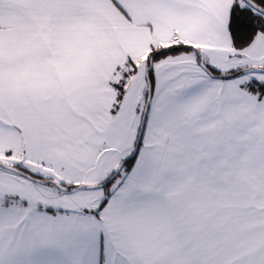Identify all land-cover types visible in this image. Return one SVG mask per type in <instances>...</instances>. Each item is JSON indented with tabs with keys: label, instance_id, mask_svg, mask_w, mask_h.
Listing matches in <instances>:
<instances>
[{
	"label": "snow or ice",
	"instance_id": "snow-or-ice-1",
	"mask_svg": "<svg viewBox=\"0 0 264 264\" xmlns=\"http://www.w3.org/2000/svg\"><path fill=\"white\" fill-rule=\"evenodd\" d=\"M0 264H264V0H0Z\"/></svg>",
	"mask_w": 264,
	"mask_h": 264
}]
</instances>
